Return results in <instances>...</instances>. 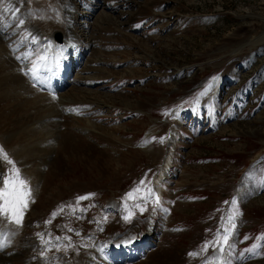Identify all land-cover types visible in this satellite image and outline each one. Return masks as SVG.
Returning <instances> with one entry per match:
<instances>
[{"label":"rangeland","instance_id":"rangeland-1","mask_svg":"<svg viewBox=\"0 0 264 264\" xmlns=\"http://www.w3.org/2000/svg\"><path fill=\"white\" fill-rule=\"evenodd\" d=\"M103 3L86 20L75 11L80 37L60 60L68 72L57 98H43L45 90L17 98L20 81L4 77L13 61H0L1 113L13 115L0 129V229L41 236L73 227L97 249L152 238L128 250L135 260L125 264H264V0ZM12 5L0 0V12ZM12 26L0 25L1 33L31 42L24 64L52 87L39 42L27 40L28 29L9 36ZM52 106L59 133L46 142L18 134L25 119L28 136ZM2 136L14 141L6 146ZM42 143L51 157L17 158L18 146ZM5 251L2 242L0 264H8ZM105 251L92 247L70 261L102 263Z\"/></svg>","mask_w":264,"mask_h":264},{"label":"bare ground","instance_id":"bare-ground-1","mask_svg":"<svg viewBox=\"0 0 264 264\" xmlns=\"http://www.w3.org/2000/svg\"><path fill=\"white\" fill-rule=\"evenodd\" d=\"M11 1H13V0H11ZM70 1L73 4V9H72L71 12L67 11V8H65V10L63 9V6L61 5V4H63V0H50V3L53 2V4L56 5V9L58 11H60V12L63 13V15H62V19H63L62 22L63 23L65 22V18H64L65 15H68V18H70L72 16V19H73L72 25H66L65 26V24H64V26L61 28V25L57 24L55 20H48V19L44 18L43 16L37 15L36 12H39L40 10L33 9L35 11V13H34L33 10H31V9L28 10L27 9V10H24V12H23L21 9H24V7H22L19 11L20 12H23L24 15H25V17L21 16V19L19 21V17H20L19 15L20 14L18 13L19 11L18 12L16 11V16L13 19V23L14 24L16 23L15 20L16 21H19L18 28H21L22 26H24L26 29H28V31H30V33L28 35V39H30V36L33 35L34 36L33 37L34 39H36V40H38V41L41 42V48L44 49L43 50V53H44V62H45L44 63L43 70L48 75L49 74L51 75V74L54 73L53 76H51V82H52V85L51 86L52 87H49V86H48V88L46 87L48 92H53L54 93L55 91H58L59 90V86H62V84L65 83L64 82V77H65V75H66V73L68 71H66L67 65H61L59 63V60L62 59L61 54L62 55H65L66 53L71 52L73 48L76 49V47H77V46L74 45V43H69L64 48H61L60 45L54 44L53 41H52V39L49 36L51 34V31H53L55 28H59V29L61 28L63 30V28L66 27L67 30H65V31L68 32L69 29H70V32L69 33L72 34V35H74L75 37H77L76 36V34H77L76 26L78 25V23L76 22V17L77 16L75 15V11L79 12V10H86V13H88L89 15H92L93 13L96 14L97 10H99V9H102L103 10L104 9V6H105L104 3H103V1H105V0H80L79 2H77L76 0H70ZM42 2L43 3H46V4H49L48 3L49 0H42ZM17 3L18 4H15V0H14L13 5L16 6V8H15L16 10H17L18 7H20V6L23 5L20 1H17ZM32 4H33L32 6H38L37 1H33ZM15 9H14V12H15ZM107 9L112 10L111 8H107ZM46 13L49 15V17H51V16L53 17L54 14H55V12L51 11V9L48 10V11H46ZM86 13L80 12V14H82V15H80L81 19H85L86 20V17L84 16V14H86ZM26 19H28V21H29L28 25L25 24ZM53 21L57 25L56 24H53ZM84 26H86V25H84ZM39 27H41V28L38 29ZM59 29H56V30H59ZM77 30H78V27H77ZM11 32H14V30H11ZM61 32L59 34H61ZM98 32H101V29H99ZM41 33H43L44 35H41ZM44 43H46L45 44V45H47L46 47H43V44ZM2 49H3V55L0 54V61L3 62V63H7L8 60L10 61V56L6 53L5 47L3 48V46H2ZM11 51H13V47L11 48ZM11 60L13 61V58H11ZM11 64H13V66L11 68H9L8 70L6 69V71H5L6 74H4L5 75L4 77H8V78H18V80L20 81L21 87L16 92V93H18L17 98L20 97L21 99L25 100L26 98L29 97V96H27L29 93H33V97L34 98H36L37 96H39V95L35 94L36 92H40V91L34 89V88H36V86L34 84L35 83L41 84L40 83V78H34V74H32L31 71H29V72H25V70L23 71L22 70L23 69V65H21L22 69L20 68V69H16L15 70L14 67H15V65L17 66L18 64L14 63V61ZM12 69L15 70L14 73H10ZM29 85H31L32 88H30ZM59 95L60 94H56L55 96L48 95L47 98H50V97L51 98H57ZM43 98H45V96ZM33 101H35V100H33ZM62 101H63V99H62ZM41 102H43V101L41 100ZM41 102L35 101L33 103H41ZM5 106H7V103L1 105V107H3V108L0 107V118L2 116H4V117L7 116L6 118H8L9 121L7 122L6 125L0 124V129H2V128L5 129L8 125L12 124L11 117H9V116H13V115H11L9 113H1V112H6L7 111L6 109H4ZM59 110L57 111L56 108H53V106L50 107L49 109H47L45 111V114L35 124L36 125L35 130H34V127H31L29 125L30 133L28 134V136H27V133L28 132L26 133V135H25V133H23V130L26 127V124H27V120L24 119V125H23V127H21L19 129L18 134L21 135L24 138H28V142L30 141L31 136H35V137L40 138L42 140L44 139V142H46V140L49 139L51 136H55L54 134H56V133H54V131H56L57 133L60 132V129L58 127L62 128L60 126V124H61L60 119H62V116L59 113ZM19 119L20 118H16V119H13V120L18 121ZM48 126H50L51 128H48ZM6 130L8 131V129H6ZM2 138L5 141L6 146H9L14 141L13 139L7 138L6 136H2ZM45 146H46V143H45V145H44V143H42L40 145L31 146L27 150L25 148H21L20 146H18L19 149H17V151H18V153H17L18 157L17 158L23 157L22 159L24 160V157H29L30 159H32L33 156H35L36 153H39L41 155L40 158H38L39 160L40 159H47V157L50 156V153L49 152L43 153V148ZM160 158H162V157H159V159ZM35 159H37V158H35ZM154 161H155V159H154ZM170 165H171V158L169 156V158L167 160L165 159V168L170 167ZM34 193H36V192H34ZM177 206H179V205H177ZM168 220H169V222H171L170 219H168ZM169 222L167 224H169ZM4 231H7V229H4L2 232H4ZM8 231H11L10 227L8 228ZM23 231H24V233L22 232L23 234H29V233L26 232V229H24V228H23ZM173 234H175V233H173ZM131 241L132 240H129L125 244H120L119 247H114L112 245H109V249H108V247L107 248L104 247V248L95 249V250H99L100 251V250L107 249V250L110 251L111 255H113V254L118 255V253L119 254H123V252H125L126 249H128V248L130 249V248L134 247V246L130 245V242ZM135 243L137 244V246L139 244H141V245H144L145 244L143 242H142L143 244L142 243H138V241H135ZM29 244L30 243H29V241L27 239L20 237V235H16L14 237V245H15V248L18 249V248L21 247V249L19 251H17L18 253L15 254V255H19V256H15V257L11 258V257H6L4 255L3 257L5 259L3 258V261L6 260L7 263L9 264L10 262L15 261V263H16V261L19 262L20 259H24L25 264H35L33 262V258H28L30 256V247H29ZM21 250H24L25 253H22ZM7 251H9V250H7ZM7 251H5L4 253H6ZM112 251H113V253H112ZM47 253H50V252H47ZM89 253L93 254L92 251H90ZM41 254H44V253L41 252ZM88 257H84V258L87 259ZM93 257H95V255ZM209 258L210 257H208V259ZM208 259H206V261ZM92 260H93V258H91V261ZM121 261L122 260H118V262H116V263L119 264ZM90 262H88V264Z\"/></svg>","mask_w":264,"mask_h":264}]
</instances>
